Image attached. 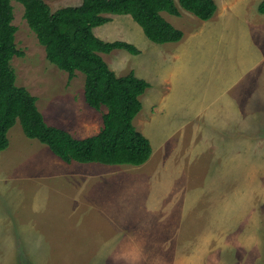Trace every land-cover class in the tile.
I'll return each mask as SVG.
<instances>
[{
  "label": "rangeland",
  "instance_id": "rangeland-1",
  "mask_svg": "<svg viewBox=\"0 0 264 264\" xmlns=\"http://www.w3.org/2000/svg\"><path fill=\"white\" fill-rule=\"evenodd\" d=\"M213 1L215 16L227 0ZM262 1L229 0L225 18L210 22L213 16L202 21L174 0L179 15L161 16L183 38L203 22L214 30L204 46H191L186 63L163 60L158 51L176 43L148 41L128 15H108V23L94 28L102 41L138 50L101 54L116 76L133 73L150 88L148 79L159 71L156 86L166 92L170 83L159 80L170 72L168 114L157 120L156 106L147 108V88L133 125L150 142L149 160L88 178L76 177L72 167L94 173L108 166L65 163L26 138L16 121L0 151V264H264ZM44 2L54 12L82 0ZM11 4L15 45L23 53L11 61L15 84L36 99L46 124L77 139L98 133L106 108L87 105L85 76L77 71L68 81L50 64L23 6ZM219 96L233 105L225 116L212 115ZM201 121L212 130H197Z\"/></svg>",
  "mask_w": 264,
  "mask_h": 264
},
{
  "label": "trees",
  "instance_id": "trees-1",
  "mask_svg": "<svg viewBox=\"0 0 264 264\" xmlns=\"http://www.w3.org/2000/svg\"><path fill=\"white\" fill-rule=\"evenodd\" d=\"M23 6V18L44 48L47 61L64 71L71 81L75 72L85 76L84 97L87 105L100 110V131L77 139L67 131L46 124L36 107V99L15 84L11 61L23 53L16 48L12 2ZM178 5L202 21L216 11L213 0H177ZM178 16L174 0H82L52 12L44 0H0V151L8 147V131L18 121L28 139L37 140L65 163L141 166L152 148L138 132L133 119L141 110L139 98L148 88L143 79L128 73L118 77L101 54L138 50L123 41L105 42L94 35V28L110 21L108 15H128L141 28L146 39L155 44L177 43L183 33L168 23L161 13ZM264 14V0L258 7Z\"/></svg>",
  "mask_w": 264,
  "mask_h": 264
},
{
  "label": "crops",
  "instance_id": "crops-1",
  "mask_svg": "<svg viewBox=\"0 0 264 264\" xmlns=\"http://www.w3.org/2000/svg\"><path fill=\"white\" fill-rule=\"evenodd\" d=\"M231 6L232 5L229 4V0H227V3L221 2L217 14L215 16H213V18L209 21L210 22L212 20L217 21L220 18H222V20H223L225 18V14L227 13V10ZM203 24H205V26L198 27L196 29L197 31L196 30L193 31V33L190 35V37H188V38L182 37V41L176 43L175 46H173V48H170V49L165 48V49H163V51L161 53H160V51H158L157 55H161V58L163 60H166L167 57L168 58L171 57L173 61L184 60L185 63H186V61L192 62L190 60L189 56H193V55H189L190 53H188L189 51H191L190 50L191 46L192 47L204 46L205 43L208 42V40H209V38H206L205 34H209L210 32L214 31L213 28L207 29L206 25H208V22H203ZM219 36L220 35H216L215 37L218 38ZM199 37H201V38H199ZM156 45H162V44H156ZM186 53H187V55H186ZM165 55H167V56H165ZM256 66H257V63H256ZM136 70L138 72V69H136ZM159 73L160 72L158 71V74ZM158 74H157L156 79H153V80L148 79V81L151 83H150V88H148V90L146 92L145 98H146V104H148L147 108H154V106H156V108H157L156 111L158 112L157 120H160L163 115L168 114V113H165V111L168 108V105H167V103L164 105V99L163 98L165 97V95H167V93L169 91L172 92V79H171V74L169 71L162 73L159 82L166 79L170 83V86L167 89L168 91L164 92V91L160 90V88L158 86H156V82H157L156 80L158 78ZM262 74L264 75V72ZM148 87H149V85H148ZM156 91H158V94ZM222 99H223L222 96H219V99L214 103V106L212 107V109H213L212 115L220 114L221 116H225L227 114L226 113L227 110L233 109V105H231L229 103H223ZM257 99H260V98H257ZM233 100L236 101L235 99H233ZM148 112H150V111H148ZM149 115L151 116V113ZM201 116H203V114ZM219 122L220 121H217V123H219ZM203 126L206 128L207 126L210 127L211 125H203V121H201L199 123V125L197 126V128H198L197 130H199L200 132H203ZM54 127H57V126H54ZM206 129L212 130V128H206ZM91 136H93V135H91ZM9 137H10V133H9ZM75 163H77V162H75ZM80 164H82V163H80ZM88 164H92V163H88ZM96 164H98V163H96ZM104 166H108L109 168L107 167L104 170L100 169L94 173H92L90 171V169L89 170L77 169L79 167H72V169H74V174L76 177H80V178L87 177L88 178L89 176H92L93 174H95L96 176H102V174H106V173L111 174L112 171H115L116 169H121V167L126 168V167H124L125 165H111V166L104 165ZM132 167H139V166H132ZM118 175H120V174H118ZM47 176L50 177L51 175L48 174ZM146 176H148V174Z\"/></svg>",
  "mask_w": 264,
  "mask_h": 264
}]
</instances>
